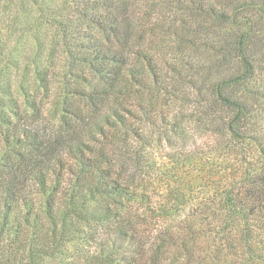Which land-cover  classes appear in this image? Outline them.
I'll return each instance as SVG.
<instances>
[{
	"label": "trees",
	"instance_id": "1",
	"mask_svg": "<svg viewBox=\"0 0 264 264\" xmlns=\"http://www.w3.org/2000/svg\"><path fill=\"white\" fill-rule=\"evenodd\" d=\"M181 1L0 0V57L22 17L51 32L53 44L61 43L93 80L88 94L72 88L61 96L56 123L41 107L13 118L0 111V264H47L76 235L97 249L80 257L83 264H264V89L253 83L264 54L257 57L251 37L218 43L213 51L223 48L225 68L218 83L188 82L198 93L215 92L220 115L209 121L216 132L209 146L220 160L174 174L175 185L153 199L116 159L118 150L137 153L127 142L140 137L137 112H154L127 99L155 88L171 94L148 55L154 40L144 27L156 25L152 18L160 22L159 6ZM221 1L190 4L199 15L220 18ZM235 1V12L243 11L245 0ZM205 39L195 35L185 44ZM179 61L181 69L197 68ZM188 201L193 208L180 217Z\"/></svg>",
	"mask_w": 264,
	"mask_h": 264
},
{
	"label": "rangeland",
	"instance_id": "2",
	"mask_svg": "<svg viewBox=\"0 0 264 264\" xmlns=\"http://www.w3.org/2000/svg\"><path fill=\"white\" fill-rule=\"evenodd\" d=\"M190 1L162 4L158 8L160 22L152 18L156 25L151 28L145 23L146 38L154 40L148 55L153 56L157 62L171 94L155 88L150 93L143 91L127 99L128 104H140L141 108L154 112L147 115L137 112L138 121L133 126L140 129V137L136 139L132 136L127 140L131 144L129 150H135L136 155L120 150L116 152L118 164L126 167L128 175L136 180H131L134 187L146 191L153 199L164 196L167 185H175L174 174H189L194 167L198 168L200 161L221 159L220 153L211 151L209 146L216 136V132L209 131V121L211 118L216 120L220 115L213 103L215 92L206 93L201 88L198 93L189 84L194 82L192 86H195V82L201 80L205 84L219 82L218 77H221L225 68L221 63L220 50L223 48L218 53L213 51L219 47L218 43L225 38L233 43L241 34H246V37H251L248 39L250 46L257 49V57L264 54V0H245L243 11L238 13L235 12V0L231 5L225 0L215 3V8L222 12L223 18L199 15L193 11L195 6ZM187 9L190 11L186 12ZM21 18L16 26H12V32L6 34L7 43L0 57V111L13 118L14 112H28L29 106L41 107L48 121L56 123L62 115L61 96L72 88L88 94V86L93 84V80L84 67L67 56L66 48L61 43L53 44L51 32L46 34L43 28L37 29L31 21H23ZM165 30L168 33H161ZM151 31L155 34H150ZM157 34L160 35L158 39H162L161 44L157 43ZM195 35L207 39L204 42L198 41L197 47L185 44ZM179 60L189 61L197 68L181 69L178 67L181 62ZM172 68L178 70L177 76ZM253 83L264 89V70ZM80 103L83 105L84 101L80 100ZM125 107L128 108L127 105ZM134 109L138 110L137 107ZM262 118L259 124L264 128V112ZM105 149L108 150L109 146ZM125 159L134 163L127 166L124 164ZM193 205V202L188 201L177 215L182 217L189 213ZM177 218L176 215L171 217L175 220ZM64 249L56 252L46 263L83 264L80 257L86 252L95 253L97 250L81 235H76Z\"/></svg>",
	"mask_w": 264,
	"mask_h": 264
}]
</instances>
